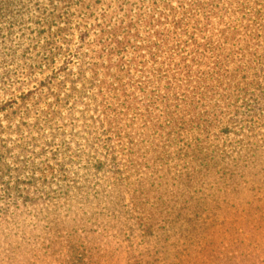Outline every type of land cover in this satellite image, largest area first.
Returning <instances> with one entry per match:
<instances>
[{
  "label": "trees",
  "instance_id": "trees-1",
  "mask_svg": "<svg viewBox=\"0 0 264 264\" xmlns=\"http://www.w3.org/2000/svg\"><path fill=\"white\" fill-rule=\"evenodd\" d=\"M33 1L0 7L20 3L21 12ZM37 1L55 11L65 52L64 67L38 90L53 102L50 117L82 104L97 120L102 165L119 177L132 216L148 212L153 184L174 169L187 213L175 215L170 201L163 225L184 219L194 228L202 264L222 263L214 233L227 210L225 244L238 250L241 237L264 231V188L255 187L264 160V0H106L96 11L103 0ZM72 66L77 74L64 78Z\"/></svg>",
  "mask_w": 264,
  "mask_h": 264
},
{
  "label": "rangeland",
  "instance_id": "rangeland-1",
  "mask_svg": "<svg viewBox=\"0 0 264 264\" xmlns=\"http://www.w3.org/2000/svg\"><path fill=\"white\" fill-rule=\"evenodd\" d=\"M104 1L94 11L106 8ZM24 3L21 12L20 3L0 7V264H202L195 229L184 219L163 225L170 201L175 215L187 213L181 209L187 190L171 180L174 169L153 184L148 212L132 216L119 177L102 165L97 120L84 115L82 104L64 105L50 117L53 102L44 103L48 96L38 89L64 67L65 52L54 38L59 22L45 3ZM77 71L72 66L62 76ZM259 163L255 187L264 188V160ZM223 216L214 233L221 264H264V231L241 237L237 250L224 243L231 210Z\"/></svg>",
  "mask_w": 264,
  "mask_h": 264
}]
</instances>
